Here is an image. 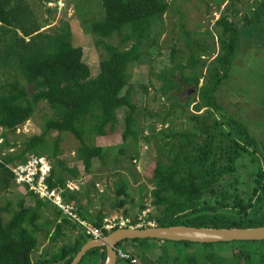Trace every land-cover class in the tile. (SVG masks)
<instances>
[{"label": "trees", "instance_id": "obj_1", "mask_svg": "<svg viewBox=\"0 0 264 264\" xmlns=\"http://www.w3.org/2000/svg\"><path fill=\"white\" fill-rule=\"evenodd\" d=\"M231 4L232 0H223L216 6L219 15L212 23L214 35L208 30L190 32L180 24L175 40L182 43L183 50L170 47V67L156 75L160 82L156 89L151 83L140 86L144 94L148 88L152 90V100H172V107L156 122L144 125L137 120L127 66L140 63L147 49L156 44L152 28L169 10L167 0H101L103 18L90 27L94 45L103 51L94 76L82 62L81 48L71 45L67 23L40 31L49 24L40 26L25 0H0V67L11 72L0 80V127L33 112L40 103L55 113V120L45 128L57 134L67 133L78 143L75 165L71 167L57 158V139L45 157L50 163L46 183L55 188L89 174L94 160L105 164V149L92 141L95 136L105 137L113 132L118 113L122 112L118 154L122 155L123 148L131 145L134 153L129 160H134L139 142L154 152L147 179L153 212L146 219L155 227L264 226V136L256 139L242 121L225 113L216 98L218 89L229 78L239 45L240 28L233 20L237 11ZM263 15L264 2L255 4L249 17H242V27L258 23ZM114 37L118 39L116 46L105 41ZM214 47L216 52L211 56ZM180 84L192 88L189 92L193 95L178 112L184 125L174 129L173 108L178 103L175 94L181 91ZM261 100L264 104V96ZM145 116L151 119L155 115L147 111ZM2 136L0 189L6 190L13 183L7 166L23 163L31 154L39 156L44 135L28 137L19 143L18 151L16 139L10 141ZM245 159L253 168L249 190L241 191L235 179L222 185L226 178L234 176L238 161ZM127 187L126 180L117 178L114 194L129 198L132 205ZM21 190L23 196L18 197L13 208L10 203L0 207V264H69L91 239L53 206L51 218H42L45 222L39 225L45 202L24 186ZM138 195L140 212L145 209L147 190L139 187ZM62 199L75 208L79 219H88L91 225L101 228L103 215H87L79 202V192L63 193ZM26 200L31 204L26 205ZM130 223H135V217ZM44 226L51 227L50 234L46 233L50 243H56L66 233L72 238L54 254L32 261L31 253L37 248L34 234ZM113 230L103 231L102 237ZM121 243L139 247L140 264H264V241L197 244L136 239L121 241L115 249ZM151 243L161 245L154 249ZM220 246L229 247L227 256L216 250ZM177 247L183 248V255ZM196 247H201V252L197 253ZM91 259L96 260L95 264H104V247L88 250L77 264ZM115 264L130 263L116 259Z\"/></svg>", "mask_w": 264, "mask_h": 264}, {"label": "rangeland", "instance_id": "obj_2", "mask_svg": "<svg viewBox=\"0 0 264 264\" xmlns=\"http://www.w3.org/2000/svg\"><path fill=\"white\" fill-rule=\"evenodd\" d=\"M222 1L167 0L170 6L169 10L162 16L161 22H157L152 28V36L155 38L156 44L147 49L146 55L142 57L140 63H132L127 66L128 84L131 87V97L136 105L139 123L147 125L149 122H156L172 107V100H152V90L148 88L144 94L140 86H148V83H151L156 89L160 85L156 75L163 68L170 67V47L175 45L177 49L183 50L182 43L175 40L179 33L180 24H184L185 29L190 32L203 33L208 30L214 35L216 30L213 29L212 23L219 15L215 8ZM25 2L40 26L49 24L40 31L61 23L69 25L71 45L81 48L82 62L90 69L91 76H94L97 73L103 51L94 45L95 37L90 31V27L92 23L101 21L103 18L101 0H25ZM261 2L264 0H232V8L237 11L233 20L240 28L239 45L232 62L229 78L221 85L216 94L217 102L225 113L242 121L256 139H261L264 136V104L261 100L264 96V15L258 23H251L245 27H242L244 23L241 19L244 15L249 17V11L255 4ZM105 41L113 46L118 45V39L115 37ZM213 49L211 56H214L216 52V48ZM10 73L0 67V80L7 78ZM180 86L181 91L175 94L178 103L173 108L172 117H175V120L172 121L171 127L174 129H179L184 125V120L179 118L178 112L183 110V104L187 98L193 95V92H189L192 88H188L184 84H180ZM184 92L187 94L181 97ZM187 109L190 112V107ZM147 111L154 114V118L150 119L145 116ZM54 120L55 113L49 111L45 104H38L33 112L15 118L0 127V149L3 140L2 135L10 141L16 139L18 143L16 150L18 151L21 148L20 142L28 137L43 134V145L39 149L41 156L46 157L49 154L52 144L57 139L59 151L57 158L68 167L75 165L74 152L78 143L67 133L57 134L55 131L45 128L47 123ZM11 130L14 131L13 134H11ZM121 131L122 112H119L113 132H109L105 137L95 136L93 138L92 143L94 145L105 149V164L100 165L95 160L92 162L90 173L80 178L82 188L79 191V202L85 206L87 215L91 218L95 217L97 213L103 215V220L124 217L125 212V217L128 220L136 218L139 215L138 205L140 201L138 188L141 186L147 190V199L144 201L145 208L149 209V213L153 212L150 206L151 186L147 179L148 171L151 169L154 160V152L149 145L139 142L136 147L137 157L134 160H129L134 153L131 145L124 147V153L119 155L117 150L120 147L119 134ZM77 166L79 167V165ZM252 172L253 168L247 159L238 161L236 173L233 177L226 178L222 185L225 186L235 179L238 188L247 192L251 185ZM117 178H123L127 181V193L132 199V205L129 204V198L114 194V183ZM21 189L22 187L13 183H10L6 190L0 189V207L10 203L13 208L18 197L23 196ZM30 204L31 202L26 200V205ZM45 204L46 210L41 214L39 225L45 222L42 218H51L50 212L53 208L49 203L45 202ZM3 218L6 219L7 217L3 215ZM86 220L88 222V219ZM44 227L40 233L34 234L37 248L31 253L32 261L47 258L54 254L60 246L72 238L71 234L66 233L64 238L56 243H50L48 234L51 232V227ZM46 233L48 234L46 235ZM157 245L161 244L151 243L154 249ZM119 249L132 255L135 264H140L137 257L140 249L137 245L121 243ZM201 249V247L195 248L197 253L201 252ZM177 250L183 255L182 247H177ZM216 250L221 252L220 255L227 256L229 253L228 246H220ZM95 262V259H91L84 264H95Z\"/></svg>", "mask_w": 264, "mask_h": 264}, {"label": "built area", "instance_id": "obj_3", "mask_svg": "<svg viewBox=\"0 0 264 264\" xmlns=\"http://www.w3.org/2000/svg\"><path fill=\"white\" fill-rule=\"evenodd\" d=\"M12 175V182L16 186H24L26 190L32 193L37 199L49 203L61 216L79 225L83 234L90 239H100L103 231L108 232L113 229L123 228H145L153 227V222L147 220L149 209L145 208L139 212L135 218V223L131 225V220L126 217H113L103 220L101 228L94 227L90 223L83 221L75 214V208L62 199V194L66 192H79L82 188L81 180H67L63 187L51 188L47 185L46 180L50 173V163L43 157L31 154L25 162L14 166H7ZM116 259L129 260L130 264H135V260L129 254L121 249H115Z\"/></svg>", "mask_w": 264, "mask_h": 264}, {"label": "water", "instance_id": "obj_4", "mask_svg": "<svg viewBox=\"0 0 264 264\" xmlns=\"http://www.w3.org/2000/svg\"><path fill=\"white\" fill-rule=\"evenodd\" d=\"M184 92L181 96L186 95ZM155 239L170 242L197 244L228 243L238 241H264V226L254 228H205V227H145L116 229L100 239L87 241L74 255L69 264H77L81 257L94 248L104 247V264H115V246L124 240Z\"/></svg>", "mask_w": 264, "mask_h": 264}]
</instances>
